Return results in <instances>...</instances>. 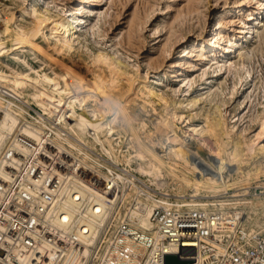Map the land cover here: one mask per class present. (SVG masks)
<instances>
[{"label": "rangeland", "instance_id": "1", "mask_svg": "<svg viewBox=\"0 0 264 264\" xmlns=\"http://www.w3.org/2000/svg\"><path fill=\"white\" fill-rule=\"evenodd\" d=\"M43 1L50 11L48 15L57 16L75 8L80 10L78 18L85 23L80 27L81 38L75 51L56 55L65 64L63 68L34 63L32 52H21L36 70L56 73L54 79L59 81L63 75L76 79L77 73L90 77L88 66L94 54L114 58V66L121 63L123 74L113 86L103 77L95 76L93 93L88 96L90 101L93 97L105 101L107 97L119 99L125 107L121 119L98 141L94 135H77L79 139L70 137V142L81 139L93 148L100 145L101 149L113 152L117 164L125 162L130 182L129 211L142 204L155 208L159 203L155 200L170 203L172 199L188 206L223 201L234 203L221 206L226 213L242 206L245 213H250V228L264 233V174L252 176L251 180L246 174L252 169L250 162L238 166H228L227 162L223 171L228 173L225 183L229 189L219 188L221 193L214 196L190 186L189 182L196 183L197 169L183 159L188 155L207 164L211 153L220 152L213 137L201 140L200 135L191 131L196 126L205 127L207 115L222 117L227 133L225 141L240 139L243 145L250 141L264 145V138H257L264 119V0ZM34 3L35 0H0V11L10 12V17L30 28L32 20L22 12ZM69 28L73 36L75 30ZM214 35L225 39L215 44ZM39 42L45 45L42 39ZM15 63L12 55L5 57L0 60V69ZM18 65L27 70L23 63ZM103 68L109 76L108 67ZM143 81L149 82L156 95L153 99L143 96L139 85ZM192 100H197L194 107L189 105ZM190 136L194 140H189ZM139 153L146 154L145 160L137 156ZM151 162L160 166L162 175L147 173ZM118 172H122L116 175L119 185L124 180V171ZM226 192L228 195H224ZM243 199L258 202L259 207L249 209L241 204Z\"/></svg>", "mask_w": 264, "mask_h": 264}, {"label": "built area", "instance_id": "2", "mask_svg": "<svg viewBox=\"0 0 264 264\" xmlns=\"http://www.w3.org/2000/svg\"><path fill=\"white\" fill-rule=\"evenodd\" d=\"M9 19L10 12L0 11V27ZM60 80L65 89L73 87V77ZM103 103L98 97L92 100L96 106ZM61 108L45 96L35 103L0 85V131L10 129L0 138V264H46L50 249L60 262L69 241L78 249L83 246L76 236L93 240L86 264H113L111 252L120 237L144 242L155 253L139 256L140 264H264V233L249 236L240 226L235 233L228 231L219 211L161 205L151 216L157 239L132 231L129 180L108 185L127 165L103 155L99 160L106 167H99L69 145L61 146L56 131L68 132L58 121ZM99 171L108 179L100 178ZM83 184L102 187V212L95 194L90 207L82 205ZM72 208L78 215L84 211L93 229L81 234L80 223L73 229L76 236L68 234L71 222L64 216Z\"/></svg>", "mask_w": 264, "mask_h": 264}, {"label": "bare ground", "instance_id": "3", "mask_svg": "<svg viewBox=\"0 0 264 264\" xmlns=\"http://www.w3.org/2000/svg\"><path fill=\"white\" fill-rule=\"evenodd\" d=\"M41 4L43 5L41 6ZM22 13H25V16L27 15V17L32 20L33 25L30 28L19 24L16 17H10L8 24L4 27H0V37L5 38L0 40V60L12 55L16 61L15 66L7 64L4 69H0V85L5 89L15 93L19 97L27 99L28 101L32 99L31 101L36 103L40 98L45 96L51 101L56 102L59 106H62V108L58 110V121L62 125L63 129L68 132L63 133V130L60 129L56 131L57 139L58 142L61 143V146H63V144L69 145L70 147L77 150L81 155H83L84 159L94 161L99 167H104L105 164H102V161L99 160L100 155H98L96 152H103L107 154L108 157L117 163L115 161L113 152L110 150H103L101 149L100 145H96L95 148H93L91 145L83 143L81 139L77 141L79 143L70 142V137L76 141L79 139L77 135H94L95 139L98 141L100 140V135H103L106 130L107 132H110L113 129V126L118 123L119 119H121V115L124 112L125 107L122 105L119 99L113 100L107 97L106 101L104 100L102 106H96L92 104V100H88V96L91 97L90 95L93 93L92 87L95 84L93 78L95 76H99L101 78L103 77V80L106 79L105 81L109 82L110 85L113 86L115 79L117 80L123 74L122 69H120L122 67L121 63L117 62L116 66H114L116 62L114 58L107 57L102 53L94 54L88 66L90 77H86L77 73L78 75L76 79H73V87L71 89H65L61 85L60 79L59 81L54 79V75H56V73L50 75L47 72L42 73L36 70L33 62L26 60V58H24L20 53L22 52L23 54L29 50L33 53L34 63L42 62L45 64V67L49 68H63V65L65 64H63L59 58L56 57V55L62 56L66 53L69 54L75 51V44L81 38L80 31H82V28L80 27L85 23L78 18L80 10L72 8L59 13L57 16H50L48 15L50 11L46 9L45 2L43 0H35V3L32 4L29 9ZM70 26L72 27V30H75L73 36L69 28ZM223 38L225 39L224 36L214 35L212 39L214 40L215 44H219L221 40H224ZM40 39L45 42V45L39 42ZM198 56H201L200 53ZM18 63H23L27 67V70L20 69V67H18ZM105 66L109 69V76L105 74V68H103ZM32 74H35V76H32ZM147 81L139 83L141 86V92L143 96L152 98L156 95L152 91L150 84ZM24 96L28 97L29 99L25 98ZM92 99H94V97ZM151 100L149 102H151ZM196 104L197 100H192L189 103V105L192 107H194ZM126 113L125 116L127 115ZM66 118H68L69 121H67ZM221 118L207 115L205 118V127L196 126L191 130L194 132V134L200 135L201 140L206 141V137H213L220 148V152L217 154L211 153L209 155L207 164L200 163L192 156L187 155L183 158L185 162L197 169V176L195 175L197 178L196 181L194 180L196 183L189 182L190 186L194 188L195 191H207L209 193H213L214 196L218 193H221L219 188H224L225 191L229 189V186L225 183V178L228 173L226 170L223 171V166L227 162H229L227 163L229 164L228 166L233 164L238 166L237 164L241 165L242 163L245 164L246 162L249 164L250 162L252 169L245 173L250 177L251 180L253 178L252 176H255L256 178L264 174V145H257L256 143L259 141H250L243 145L240 139L236 140L228 138L227 141H225V136L227 133L225 130V123ZM169 126L171 127L172 125ZM261 127V132L257 135L258 140H262L264 138V119L261 120ZM235 128L236 126L233 127V129ZM2 130H5V132L0 131L1 139L7 135L6 132L10 131V129H8L6 126H3ZM71 131L73 132V136L71 135ZM174 132L176 131L174 130ZM190 137L191 138H189V140H194V138H192L194 136ZM106 145L107 143L105 142V146ZM179 150L180 149L177 151ZM145 155L146 154L144 153H139L137 156L145 160ZM150 155L153 156V154ZM156 160L158 161L159 165H162V162L157 157ZM149 164L150 170L147 171V173L150 176L158 174L162 175L160 166L152 164V162ZM108 169L111 171L109 167ZM123 171L124 180L119 183H124V181L128 178L127 169H123ZM121 173L122 172H116L114 180H108V185L110 186L113 183L115 186L116 182L118 181L116 175ZM99 176L100 178H104L106 180L108 179L107 176H103L102 171H99ZM81 187L82 191L86 194L82 201V205L85 207V209L90 207V203L95 194L99 197V206L97 207V211L102 212V187L98 190L93 189L86 184H83ZM225 194L228 195V192L224 193V195ZM155 201L159 202L155 207L161 205H165L166 207L186 206L189 209L203 208L208 211H219L222 214L224 220H226L227 225H225V228L228 231L235 233L237 230L236 226H240L242 230L249 236L258 233L250 228V213H245V209L242 206L233 207L230 210L231 213H226L224 210L226 208H221V206H233L234 203L227 204L222 201L223 203H214V205L194 203L188 206L186 203H182V201L172 199H170V203L160 202L159 200ZM241 201L243 206H248L249 209L254 208L255 210H257L260 204L258 202L255 203L253 201H249L248 199H243ZM238 203L240 202L235 204ZM85 209L83 208V210ZM154 209L155 208L153 206L142 204L140 207H138V209L129 211L130 224L133 225L131 230L139 234V236L144 239H150L153 237L156 239L158 238L155 231V225L151 221V216ZM67 213L68 214L64 216V219L71 222L68 223L70 226L68 225L66 228V232H68V234L76 236L73 229L75 225L80 223L83 225L81 234L88 233L91 228L93 229V221L86 215V213H84V211L78 215V210L72 208L70 210L68 209ZM76 239H79L83 243V246H81L80 249L75 247L74 242L69 241L67 244L65 257L60 262L56 261V254L50 249L48 254L49 261L46 264H86L90 256L89 247L93 240L80 239L78 236H76ZM124 250H127L131 254H125ZM147 253L149 254V258L151 256L154 257L155 255L154 252L148 249L146 243L138 242L136 239L131 237H120L118 239V243H116L115 248L111 252L110 262L113 264H140L141 259L139 256L144 257ZM27 264L32 263L29 262Z\"/></svg>", "mask_w": 264, "mask_h": 264}]
</instances>
